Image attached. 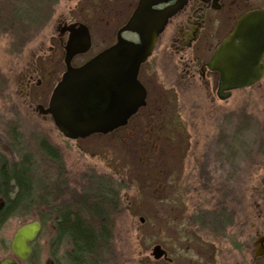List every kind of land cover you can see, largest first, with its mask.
<instances>
[{"label": "flooded vegetation", "instance_id": "obj_1", "mask_svg": "<svg viewBox=\"0 0 264 264\" xmlns=\"http://www.w3.org/2000/svg\"><path fill=\"white\" fill-rule=\"evenodd\" d=\"M62 3H66L65 10L56 17L51 35L21 75L22 95L33 99L28 114L40 122L53 121L47 110L53 89L66 71L69 43L75 51L88 47L73 56L74 68L110 49L120 38L140 44V34L126 28L140 12L139 29L155 32L160 28L138 72L146 103L125 126L101 136L140 129L148 135L162 132L166 146L178 151L179 166L169 161L166 179L170 185L171 180H179L180 194L172 195L169 187L164 195V230L155 231L153 237L154 247L160 246L165 255L153 260L163 264H264V52L256 58L261 69L258 80L240 88L221 72L229 59L219 58L223 46L241 44L235 31L243 19L261 16L263 20L256 23L264 28V0H21L18 8L26 20L30 5L38 4L44 12ZM39 21L35 26L42 30L44 23ZM53 71L58 78L50 93L35 94L32 90L41 88ZM156 82L165 87L164 113L145 111L150 103L149 86ZM257 118L263 127L253 134ZM10 129L19 131L14 126ZM13 138L18 141L20 133ZM199 144L203 153L189 165V150ZM7 156L5 149L0 150V165L8 170L17 163L11 164ZM237 173L246 182L242 195L226 194L218 186L215 191L214 186L212 191L204 188V183L219 184L221 177L231 182ZM183 183L194 186L182 187ZM114 190L119 195L118 185ZM15 193L16 188L0 191V217L8 204L4 195ZM151 198L157 199L155 195ZM7 221L0 223V230ZM9 249L12 253L11 244ZM10 259L18 264L13 253L0 258V264Z\"/></svg>", "mask_w": 264, "mask_h": 264}, {"label": "rangeland", "instance_id": "obj_2", "mask_svg": "<svg viewBox=\"0 0 264 264\" xmlns=\"http://www.w3.org/2000/svg\"><path fill=\"white\" fill-rule=\"evenodd\" d=\"M18 4L21 5V0H0V150L5 149L11 164L20 162L22 155L31 157L36 181L35 195L50 193L47 190L57 183L65 185L71 195L85 193L98 182L108 183L112 194H116L114 188L118 185L122 204L110 216V241L100 259L101 264H163L155 262L151 256L156 241L153 236L155 231L164 230V195H168L169 187L172 195L180 194L179 180H171L170 185L166 179L169 161L173 167L179 166L178 151L166 146V139L160 135L162 132L148 135L144 130L141 132V129L137 132L125 130L113 135H94L71 141L59 133L53 121L40 122L28 114L33 99L22 95L21 75L32 64L37 48L51 35L55 19L64 12L66 3L54 9L47 8L45 13L41 12L38 4L30 5L26 20H14L12 13ZM38 21L44 23L42 30L35 26ZM51 74L41 88L32 90L35 94L50 93L58 72L53 71ZM149 89L150 103L145 111L164 113L165 87L156 82L151 83ZM239 121L236 122V128H239ZM12 126L19 131H11ZM259 127H263L262 120L257 118L252 126L253 134ZM18 132L21 138L12 148L10 142L14 139L13 134ZM43 143L57 150L58 161L43 152ZM200 148L199 144L189 150V165L193 163L189 162L196 161L202 155ZM212 160L213 156L209 161ZM236 166L240 167L241 164L237 162ZM241 174L237 173L231 182L221 177L217 185L214 182L204 183V188L212 191L214 186L215 191L218 186L219 191L226 194L234 192L242 195L246 190V182ZM115 178L118 180L114 181ZM186 184L194 186L183 183L182 187ZM151 195L157 199L153 201ZM57 209L53 205L39 203L26 211L25 218L17 216L9 219L0 230V258L12 256L9 247L14 233L21 225L45 217L43 229L33 243V254L23 264H70L69 244L56 239Z\"/></svg>", "mask_w": 264, "mask_h": 264}, {"label": "water", "instance_id": "obj_3", "mask_svg": "<svg viewBox=\"0 0 264 264\" xmlns=\"http://www.w3.org/2000/svg\"><path fill=\"white\" fill-rule=\"evenodd\" d=\"M139 15L140 12H136L126 28L140 34V44L120 38L116 45L82 67L73 68V56L85 52L88 47L75 51L71 50L69 43L65 57L67 69L53 90L47 110L64 138L79 140L96 134L107 135L125 126L138 109L145 106L146 91L138 81V72L150 56L160 28L155 32L139 29ZM262 18L243 19L235 31V37L241 44L237 47L228 44L220 49L219 58L229 59L227 65L221 67V72L227 80L235 82V88L249 86L258 80L261 69L256 58L264 52V28L256 22ZM246 32L252 33L247 35ZM40 231L39 221L26 223L17 229L11 243L17 261L22 263L30 258L32 243ZM164 255L160 246L153 248L155 260ZM1 264L17 263L10 259Z\"/></svg>", "mask_w": 264, "mask_h": 264}, {"label": "trees", "instance_id": "obj_4", "mask_svg": "<svg viewBox=\"0 0 264 264\" xmlns=\"http://www.w3.org/2000/svg\"><path fill=\"white\" fill-rule=\"evenodd\" d=\"M13 12L14 20L24 19V14L18 7ZM29 23L28 25H30ZM12 143H15L13 140ZM43 152L58 161L56 149L46 143L41 145ZM20 161L12 168H2L0 165V191L14 190L15 195H4L8 198L0 223L13 217H26V211L33 209L39 203L58 207L56 210V239L67 242L70 246L68 253L70 264H101L103 252L110 241V216L115 208L122 204L120 195L112 194L108 183L98 182L94 188L85 193L71 195L65 185L57 183L58 187H51L44 195H35L36 181L34 165L30 156H20ZM121 186V185H120ZM45 219V217H44ZM42 217L41 223L45 222ZM72 248V254H71Z\"/></svg>", "mask_w": 264, "mask_h": 264}]
</instances>
